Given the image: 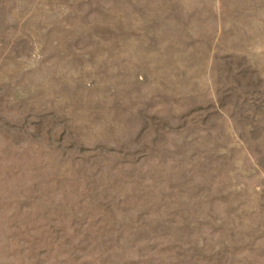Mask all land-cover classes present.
<instances>
[{
  "label": "rangeland",
  "instance_id": "rangeland-1",
  "mask_svg": "<svg viewBox=\"0 0 264 264\" xmlns=\"http://www.w3.org/2000/svg\"><path fill=\"white\" fill-rule=\"evenodd\" d=\"M0 264H264V0H0Z\"/></svg>",
  "mask_w": 264,
  "mask_h": 264
}]
</instances>
